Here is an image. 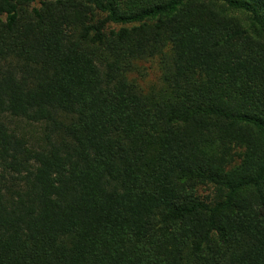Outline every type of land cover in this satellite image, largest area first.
Here are the masks:
<instances>
[{
    "label": "trees",
    "instance_id": "1",
    "mask_svg": "<svg viewBox=\"0 0 264 264\" xmlns=\"http://www.w3.org/2000/svg\"><path fill=\"white\" fill-rule=\"evenodd\" d=\"M0 264H264V0H0Z\"/></svg>",
    "mask_w": 264,
    "mask_h": 264
},
{
    "label": "rangeland",
    "instance_id": "2",
    "mask_svg": "<svg viewBox=\"0 0 264 264\" xmlns=\"http://www.w3.org/2000/svg\"><path fill=\"white\" fill-rule=\"evenodd\" d=\"M130 75L143 89L147 90L159 80L160 64L158 57L136 61ZM21 125L28 134L39 136L40 129L38 125H29L26 123H22ZM211 188L201 187L200 192L202 195H208L213 190Z\"/></svg>",
    "mask_w": 264,
    "mask_h": 264
}]
</instances>
